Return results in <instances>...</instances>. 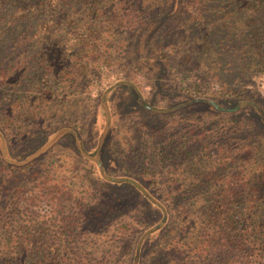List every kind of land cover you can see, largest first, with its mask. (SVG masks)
Wrapping results in <instances>:
<instances>
[{
    "label": "rangeland",
    "instance_id": "1",
    "mask_svg": "<svg viewBox=\"0 0 264 264\" xmlns=\"http://www.w3.org/2000/svg\"><path fill=\"white\" fill-rule=\"evenodd\" d=\"M133 1L136 11L82 8L53 71L27 72L14 97L0 92V248L31 233L42 240L34 258L49 247L53 264H258L192 227L202 200L181 196L187 164L159 166L157 152L176 139L202 150L207 139L212 153L239 155L248 139L263 155L264 66L244 61L264 49H250L223 0ZM44 73L47 84L33 85Z\"/></svg>",
    "mask_w": 264,
    "mask_h": 264
},
{
    "label": "trees",
    "instance_id": "2",
    "mask_svg": "<svg viewBox=\"0 0 264 264\" xmlns=\"http://www.w3.org/2000/svg\"><path fill=\"white\" fill-rule=\"evenodd\" d=\"M189 1L196 8L207 7L209 4L204 0ZM106 4L128 5L134 11L138 9L133 0H0V92H4L6 88L10 90V96H16V87L20 82L22 84V79L28 78L27 72L30 70L35 73L44 69L52 72L54 66L49 64V59L51 60L52 54H57L63 60L67 52L65 38L70 35L72 28H79L78 16L84 14L82 8L86 7L88 16L92 17L95 6L105 8ZM218 6L230 7L227 10L228 16L238 20L242 30L246 31V38L251 40L249 47L252 51L264 49V0H223ZM242 13L245 18L239 16ZM119 18L123 20L125 17ZM125 20L129 21L128 18ZM227 32L231 37L230 31ZM76 38L77 52H80L82 36L76 35ZM252 63L254 66H264V59L244 61L245 65ZM64 66L60 65L58 70L61 71ZM47 74L49 73L42 74L43 79H34L33 85L41 81L47 84ZM191 101H205L213 104L215 110H230L201 97ZM17 110V107L10 105V111L6 113L14 118ZM262 118L264 121L263 116ZM240 129L233 133V137L241 138L239 134H235ZM220 133L217 136H223ZM192 141L181 143L176 139L164 145L165 147H160L157 152L159 166H167L169 163L180 169L179 165L187 164L178 172L187 180L180 186L181 196L183 199L202 200L199 202L201 209L198 210H201L203 217L199 224H191L192 227L198 226L201 236L217 250L227 247L229 252L239 254L245 263L257 261L258 264H264V154L258 155L260 145H255L248 139L242 140L238 145L241 148L236 147L240 149V154L235 155L233 150L229 149L228 152V148L222 145L219 148L224 151L218 152L217 149L216 153H212L207 150V139L201 141L202 150L201 147H193ZM236 161L239 165L234 163ZM0 162L3 163L4 160L1 159ZM4 166L7 167L5 162ZM13 169L16 170L17 167ZM173 175L177 178L174 171ZM16 192L17 187L14 188V193ZM78 211L79 208L75 210V214ZM36 236L31 233L6 236L0 248V258L8 264L52 263V250L49 247L44 259L34 258L42 241H37ZM213 239L215 241L211 244Z\"/></svg>",
    "mask_w": 264,
    "mask_h": 264
}]
</instances>
